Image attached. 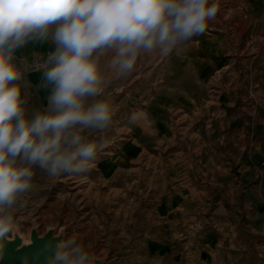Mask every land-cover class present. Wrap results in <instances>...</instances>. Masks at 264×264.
<instances>
[{"label": "rangeland", "instance_id": "1", "mask_svg": "<svg viewBox=\"0 0 264 264\" xmlns=\"http://www.w3.org/2000/svg\"><path fill=\"white\" fill-rule=\"evenodd\" d=\"M247 6L219 0L204 34L167 57L143 55L130 75L112 80L104 95L115 114L92 134L103 142L92 167L58 178L36 167L10 238L54 229L92 241L99 264H264V144L250 142L264 128L251 124L258 116L231 115L213 98V59L243 44L229 32ZM53 47L29 45L24 54ZM246 51L236 57H260L256 45ZM39 77L28 74L34 85ZM221 83L226 93L225 75ZM46 96L33 88L29 104L44 105Z\"/></svg>", "mask_w": 264, "mask_h": 264}, {"label": "clouds", "instance_id": "2", "mask_svg": "<svg viewBox=\"0 0 264 264\" xmlns=\"http://www.w3.org/2000/svg\"><path fill=\"white\" fill-rule=\"evenodd\" d=\"M218 11L219 0H0V258L36 167L50 178L92 167L103 147L92 134L115 114L104 95L112 80L204 34ZM44 44L54 48L24 54ZM30 72L40 73L35 85ZM33 88L46 104H29ZM93 247L59 239L44 264H94Z\"/></svg>", "mask_w": 264, "mask_h": 264}, {"label": "crops", "instance_id": "3", "mask_svg": "<svg viewBox=\"0 0 264 264\" xmlns=\"http://www.w3.org/2000/svg\"><path fill=\"white\" fill-rule=\"evenodd\" d=\"M238 20L239 22L230 30L229 34L231 36H242L243 41H239L243 44L240 45V47L234 46V52L232 54H225L227 57L224 56L213 59V79L215 82L217 81V87L213 98L216 100V103H218V107H220V105H225L231 115L244 114L258 116L254 117L255 119L251 124H256L257 128L263 129L264 0H248L246 11L242 18ZM234 41L235 44L237 39L235 38ZM251 45L259 47L258 56L260 57H236L242 53L247 56L246 50L251 47ZM218 46L217 44L212 45L215 50L219 49ZM223 75H225L227 79L226 93L222 92L221 77ZM255 133H257V130ZM250 142H263L264 144V132L261 131L258 133L255 139ZM260 186V190L262 191L261 195L264 196V171L261 174ZM260 209L264 210L263 202L261 203Z\"/></svg>", "mask_w": 264, "mask_h": 264}, {"label": "water", "instance_id": "4", "mask_svg": "<svg viewBox=\"0 0 264 264\" xmlns=\"http://www.w3.org/2000/svg\"><path fill=\"white\" fill-rule=\"evenodd\" d=\"M59 239H62V232L55 235L54 229H48L43 235H39L36 228L32 227L28 241L14 233L12 238L4 241V254L0 258V264H24L26 257L28 264H44L49 255L46 249L54 246ZM100 261L96 258L94 264H99Z\"/></svg>", "mask_w": 264, "mask_h": 264}, {"label": "built area", "instance_id": "5", "mask_svg": "<svg viewBox=\"0 0 264 264\" xmlns=\"http://www.w3.org/2000/svg\"><path fill=\"white\" fill-rule=\"evenodd\" d=\"M54 48V47H53ZM53 48H51L50 50H52ZM49 51V50H48Z\"/></svg>", "mask_w": 264, "mask_h": 264}]
</instances>
